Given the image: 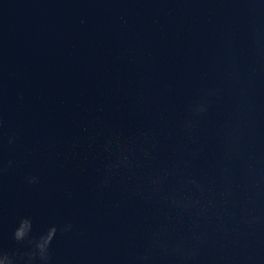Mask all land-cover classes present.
I'll return each instance as SVG.
<instances>
[{"label":"water","instance_id":"water-1","mask_svg":"<svg viewBox=\"0 0 264 264\" xmlns=\"http://www.w3.org/2000/svg\"><path fill=\"white\" fill-rule=\"evenodd\" d=\"M144 133L143 166L102 184L100 146ZM0 160L4 248L29 217L73 225L55 264H264V0H0ZM163 168L166 193L200 181L197 206L136 191Z\"/></svg>","mask_w":264,"mask_h":264},{"label":"clouds","instance_id":"clouds-1","mask_svg":"<svg viewBox=\"0 0 264 264\" xmlns=\"http://www.w3.org/2000/svg\"><path fill=\"white\" fill-rule=\"evenodd\" d=\"M219 89L211 88L203 90L198 99L190 104V118L186 119L184 128L189 131L195 124L196 119L206 114L214 103ZM14 137H9L8 143L11 144ZM152 143L150 133H144L142 140L132 139L127 143H122L119 138L112 137L102 144L101 150L109 155V162L106 164L105 174L101 181L102 184H109L115 179L117 174L125 171H132L134 168H140L150 157L149 147L146 145ZM12 165V161L4 162L0 160V174L7 172ZM175 175V170L170 171L167 168L153 170L146 179V187H138L136 191L145 194L146 199L153 197H162L173 207L186 211L190 207L199 204V200L193 198L195 192L202 190L200 181L194 177H184L180 175L179 187L171 193L165 192V187L170 179ZM28 183L37 182L36 176L26 177ZM123 183V180L121 181ZM71 222L63 226L52 225L47 230L39 233H33V223L31 218L23 217L19 220L12 233V239L16 242L15 249H7L0 246V264H55L51 245L57 232L67 234L72 231ZM160 233H153L155 244L168 249L166 241L159 240ZM150 259L147 253L138 254L131 257L133 264H145Z\"/></svg>","mask_w":264,"mask_h":264}]
</instances>
